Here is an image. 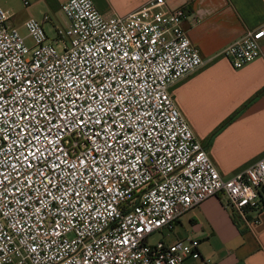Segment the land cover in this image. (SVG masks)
<instances>
[{"label":"built area","instance_id":"built-area-1","mask_svg":"<svg viewBox=\"0 0 264 264\" xmlns=\"http://www.w3.org/2000/svg\"><path fill=\"white\" fill-rule=\"evenodd\" d=\"M61 10L58 50L48 16L22 36L0 8V264H214L198 240L148 242L215 196L248 226L264 209V158L223 178L169 92L204 65L185 11ZM260 32L224 50L235 69L264 57Z\"/></svg>","mask_w":264,"mask_h":264},{"label":"crops","instance_id":"crops-1","mask_svg":"<svg viewBox=\"0 0 264 264\" xmlns=\"http://www.w3.org/2000/svg\"><path fill=\"white\" fill-rule=\"evenodd\" d=\"M28 1L31 8L21 10L22 0H0V8L9 11V22L19 31H26L29 19L44 22L50 11H61L70 0ZM150 1L93 0L106 17L130 15ZM165 2L168 11H185L184 29L204 60L169 92L220 175L231 178L264 158V57L235 69L223 52L247 32L264 26V0ZM47 24L61 26L51 18L43 27ZM261 49L264 54V41ZM261 194L264 201V190ZM225 201L215 196L185 213L175 223L179 236L168 243L198 240L202 255L214 264H264V209L260 223L248 226L232 216Z\"/></svg>","mask_w":264,"mask_h":264},{"label":"rangeland","instance_id":"rangeland-1","mask_svg":"<svg viewBox=\"0 0 264 264\" xmlns=\"http://www.w3.org/2000/svg\"><path fill=\"white\" fill-rule=\"evenodd\" d=\"M20 1V0H19ZM30 2V1H29ZM21 10H23L24 8H28L31 6V3H30V6L28 7H25L23 6V4L20 2V4L18 5ZM34 5H32L33 7ZM31 8V7H30ZM49 16L50 18L55 22V23H60V25L62 27H65L66 26V20H65V17L62 13V10H56V11H50L49 12ZM10 24V22H9ZM11 25V24H10ZM12 26V25H11ZM44 30L48 36V40L50 43H53L55 45V47L58 49V50H61V45L59 42H57L56 44L54 43L55 42V39H56V32L53 28V25L51 24H47V25H44ZM21 35L22 36H26V31L25 30H22L20 31ZM27 44L28 46L30 47H33V43L30 39H27ZM181 234V233H180ZM176 236H179V233H178V230L175 229V231H171V232H168L167 230H162L160 232H157V233H154L153 235H151L149 238H148V242L150 244H156L158 243L159 241H162V240H165V241H172Z\"/></svg>","mask_w":264,"mask_h":264},{"label":"snow or ice","instance_id":"snow-or-ice-1","mask_svg":"<svg viewBox=\"0 0 264 264\" xmlns=\"http://www.w3.org/2000/svg\"><path fill=\"white\" fill-rule=\"evenodd\" d=\"M258 36H264V32H260V33H258ZM0 87H4L3 85H0ZM4 93H0V95H3ZM15 109H13V111H14ZM76 119H78V117H76L74 114H73V118H72V122H74ZM81 123H83V122H81ZM121 127H123V125H121ZM37 152L38 153H40V154H42V150L41 149H39V148H37ZM31 155L34 157V158H36L37 160L39 159V156L37 155V153H31ZM29 166H31V165H29ZM65 195H66V193H65Z\"/></svg>","mask_w":264,"mask_h":264}]
</instances>
